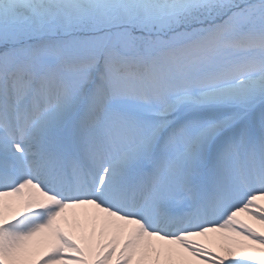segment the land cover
Wrapping results in <instances>:
<instances>
[{
	"label": "snow or ice",
	"instance_id": "snow-or-ice-1",
	"mask_svg": "<svg viewBox=\"0 0 264 264\" xmlns=\"http://www.w3.org/2000/svg\"><path fill=\"white\" fill-rule=\"evenodd\" d=\"M0 264H264V0H0Z\"/></svg>",
	"mask_w": 264,
	"mask_h": 264
}]
</instances>
